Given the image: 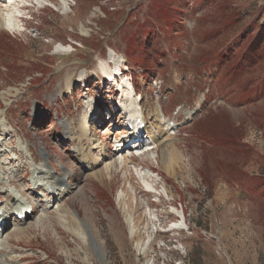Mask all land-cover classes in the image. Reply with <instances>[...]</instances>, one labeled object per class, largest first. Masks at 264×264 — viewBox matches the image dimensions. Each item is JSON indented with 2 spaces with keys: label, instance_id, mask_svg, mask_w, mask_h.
Returning <instances> with one entry per match:
<instances>
[{
  "label": "rangeland",
  "instance_id": "obj_1",
  "mask_svg": "<svg viewBox=\"0 0 264 264\" xmlns=\"http://www.w3.org/2000/svg\"><path fill=\"white\" fill-rule=\"evenodd\" d=\"M37 1L18 31L0 27V194L5 207L29 203L10 180L28 175V188L43 165L71 190L53 203L47 189L30 193L36 214L11 220L0 264H264V0ZM119 58L146 70L134 75L145 113L174 96L199 108L166 133L174 171L161 145L115 153L122 94L98 67ZM84 117L96 143L110 142L109 172L80 165L67 132Z\"/></svg>",
  "mask_w": 264,
  "mask_h": 264
},
{
  "label": "bare ground",
  "instance_id": "obj_2",
  "mask_svg": "<svg viewBox=\"0 0 264 264\" xmlns=\"http://www.w3.org/2000/svg\"><path fill=\"white\" fill-rule=\"evenodd\" d=\"M27 1V3H26ZM41 1V0H40ZM0 3L5 4V10L0 9V27H2L3 30H6L7 32H12L15 33L16 31H18L19 29V18L21 15V7L26 4H37L38 1L36 0H14L13 2L11 1L9 3V1L5 0H0ZM11 4V5H8ZM40 4V3H39ZM1 7V6H0ZM62 52H66V50H62ZM112 56V55H111ZM118 66L120 63H118V59L116 60ZM118 66L116 67V70L118 68ZM99 71L101 69L103 76H106L107 78H109L112 81H116V84L120 90V92L123 94V97L126 98L127 101H129L131 104L125 109V116L124 118V123L127 122L128 119L135 117L136 115H141L144 116L143 113V109L142 108H137L135 101H132V97L131 95H129L127 92L129 91V88H127L126 84H120L118 82L117 79L114 80V78L117 76V72H115L113 69L110 68V65H106L104 63H101L100 66L98 67ZM118 82V83H117ZM71 84V79H67L66 81V85L68 86V91H70V87L69 85ZM70 94V92H68ZM128 94V95H127ZM1 116L2 113H0V120H1ZM155 116V121L154 123H150L149 126H147V132H148V137L146 138V140H151L152 141V145H154L155 147L158 146H163L166 147L164 151H168V153L165 156V164H166V168L167 170H173L174 171V167L176 165H178V161H179V156L173 151L171 150L170 145H167V139H164L165 137V133L164 131H159V127L161 126L162 121L164 122H169L166 119L161 120V117H159L158 115H154ZM144 118V117H143ZM6 119V118H5ZM7 121V120H6ZM8 122V121H7ZM2 122H0L1 125ZM10 123V122H8ZM156 123L159 124V126L156 125ZM4 124V123H3ZM2 126V125H1ZM91 126L89 123V118L88 117H84L80 120V124H79V135L74 136L72 134L73 129L70 128L69 131L67 132L69 138L74 141V144H78V148H75L77 157L81 158V165L84 169L92 172L95 176H97L98 172L102 171L103 169H106V172H109L112 169V163H107L106 164V159L104 160V157L106 155L105 150L102 148V146L98 143H96L94 136L92 134L91 131ZM5 134H3L4 136H7V131L3 130ZM11 136L12 133L9 132ZM2 137V138H3ZM132 137V140H136L137 143H134L132 146L128 143H130L131 139L128 140V142L125 144L123 142H119L123 143V150L124 152H126L129 149H138L137 152H139L136 155L143 156V155H147L149 150H145L144 152H141V148H143V146L141 145L142 142L140 140V136L139 133L136 131H133L130 133L129 137ZM127 138V139H128ZM3 140H6V138H4ZM129 147V148H128ZM128 148V149H127ZM151 149V148H150ZM153 150V148L151 149ZM27 153L30 154L31 158L33 159V154H32V150L30 147L26 148ZM143 151V150H142ZM5 155H7V153H4ZM123 156V155H122ZM149 156V155H148ZM35 161V160H33ZM126 161H130L129 159H126L123 164L124 166L126 165ZM45 169H46V165ZM101 166H104L103 169ZM44 168H34L33 169V175L30 178V183L28 188H24V189H19L18 184L21 182H24L27 178L28 175H24L22 177L19 178V176L17 178H14L13 180H10V184H12L13 186H15V188H17L20 192H21V197H24L26 199H28L30 207H31V212L32 214L30 216H33L34 214H36V207L35 205L32 203L31 199H30V193L34 194V190L37 189V185H39V183L43 184V186L47 189V192H53V194L57 195V197L53 198V202L59 201L62 198H64V196H66L68 194V192H70L71 187L69 186V183L67 184L66 182V178H69L66 175H61V174H56L53 173L51 171H46L45 172ZM174 173V172H173ZM69 180V179H67ZM146 183H149L147 180H145ZM150 184V183H149ZM148 184V185H149ZM148 190L149 191H155L154 186H148ZM51 197V195H49ZM52 198V197H51ZM11 199V196L9 197V200ZM47 200H49V198H47ZM13 201V198H12ZM1 202V208H2V212L3 215L2 217H0V222L1 220L6 221V224L3 228L2 233H0V237L3 236L7 230H9V226H10V222L11 221V217H13L14 215L17 216L18 214H23V207L24 204L22 202H20V199L18 200L17 203H12L9 204L7 207H5V202H7L6 198L3 196V199H0ZM14 202V201H13ZM27 210L29 209V207L26 208ZM29 216V217H30ZM27 218L25 220V223H27V221L30 218ZM2 218V219H1ZM17 224L21 223L18 222L16 220ZM24 223V224H25ZM25 231V229L23 228H16L14 229V234L19 235L21 233H23ZM4 248V242L1 240L0 241V249Z\"/></svg>",
  "mask_w": 264,
  "mask_h": 264
}]
</instances>
